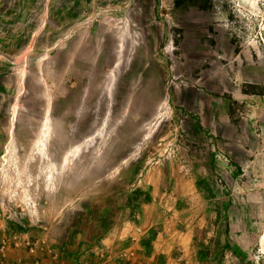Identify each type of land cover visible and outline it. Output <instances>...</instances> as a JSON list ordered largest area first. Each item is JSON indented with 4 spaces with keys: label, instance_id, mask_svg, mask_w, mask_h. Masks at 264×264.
Instances as JSON below:
<instances>
[{
    "label": "rangeland",
    "instance_id": "obj_1",
    "mask_svg": "<svg viewBox=\"0 0 264 264\" xmlns=\"http://www.w3.org/2000/svg\"><path fill=\"white\" fill-rule=\"evenodd\" d=\"M0 264H264V0H0Z\"/></svg>",
    "mask_w": 264,
    "mask_h": 264
}]
</instances>
